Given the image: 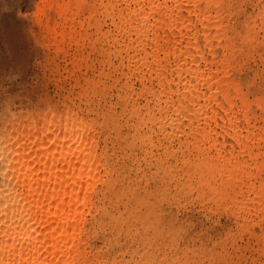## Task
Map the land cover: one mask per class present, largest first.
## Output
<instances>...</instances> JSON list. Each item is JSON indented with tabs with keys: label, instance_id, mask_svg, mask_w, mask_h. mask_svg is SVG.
<instances>
[{
	"label": "rangeland",
	"instance_id": "rangeland-1",
	"mask_svg": "<svg viewBox=\"0 0 264 264\" xmlns=\"http://www.w3.org/2000/svg\"><path fill=\"white\" fill-rule=\"evenodd\" d=\"M43 3L0 0V133L9 113L13 122L48 105L94 123L103 159L83 246L104 264H264V0H203L221 23L214 80L242 118L237 134L213 113L221 105L195 114L191 97L179 108L176 93L161 92L154 56L139 60L135 30L118 28L104 7L81 14L83 42L58 43L38 24ZM166 61L183 87L177 61ZM167 113L175 121L160 120Z\"/></svg>",
	"mask_w": 264,
	"mask_h": 264
},
{
	"label": "bare ground",
	"instance_id": "bare-ground-1",
	"mask_svg": "<svg viewBox=\"0 0 264 264\" xmlns=\"http://www.w3.org/2000/svg\"><path fill=\"white\" fill-rule=\"evenodd\" d=\"M96 1L44 0L37 17L43 35L53 40L60 37L57 39L58 43L75 39L81 43L86 39V35L79 29V26L82 28L86 23L81 14L89 9L92 15L98 7H104V11L112 17L113 23L118 28H123L125 31L135 30L136 37L130 40L129 44L135 45L144 53L142 56L138 54L139 60L149 55L154 56L156 64L154 73L161 81V92L176 93L179 98L177 100L179 108L184 107L185 104L188 106L185 100L191 97L195 114L203 113L205 107L210 105L212 107L221 105L215 108L213 113L223 114V119L230 116V119H224L225 124L230 132L238 133L236 129L239 128L242 118L230 115L231 107L224 105V99L218 97L220 90L226 87L216 86L214 80L217 72L213 69L212 62L218 56V44L212 30L214 24L221 28V23L213 20L210 7L205 6L203 0H191V3L201 6L197 11L202 13L201 19L204 20L202 31L207 39L205 45H209L213 55H208L207 47L202 46L198 50L200 55L196 58V68L193 69L194 75L191 77V80L199 78L198 86L191 85L197 88V93L189 92L185 96L180 95L185 87L184 84L177 89L172 85L174 78H170L167 74L169 70L166 60L177 61L175 70L178 74H176L183 81L184 74H188L189 71L183 65L185 61L192 60L193 56L187 54L189 44L187 37L184 38L185 36L182 35L183 30L174 27L173 21L178 19L179 14L187 16L189 0H124L125 7L120 6L122 0H99L98 7ZM68 26L69 31H67ZM169 30L172 31L168 32ZM177 32L179 35L181 33L182 43L179 45L182 44L183 47L177 45L180 42L177 41L179 35L176 39L175 36L173 38L172 33ZM183 38L186 40L185 43ZM192 43H200V41H192ZM162 52L164 55H161ZM181 56L184 57V61H181ZM203 60L204 66L201 64ZM217 81L221 82V79L218 78ZM213 94L217 95L216 98L212 97ZM161 96L162 94L159 97ZM165 101L169 103L170 99ZM68 112L78 115L89 123V131L80 144L66 145L61 138V142L53 146L55 137L48 138L47 143L37 137L34 138L35 144L25 141L28 147L20 150L22 156L19 165L13 170L15 181L13 187L18 188L23 202L20 204V209L26 205L31 212L30 216L22 214L23 217L0 213V256L7 253L11 257L8 264L12 262L20 264L21 260L24 264H104L103 260L93 256L83 246L86 238L82 237L85 230V208L91 202L90 192L96 186L98 166L102 164L103 159V154L97 151L94 134L91 133L94 123L69 108L60 110L51 105L25 120L35 123L46 117L48 113H55L59 117ZM214 117L217 115L211 117L207 115L205 119ZM159 118L160 120L170 118L169 121H175L169 113ZM85 160H87L86 165ZM0 199L3 197L0 196ZM25 223L28 224V228L24 227ZM17 229L25 232L31 229V239L19 240L14 234Z\"/></svg>",
	"mask_w": 264,
	"mask_h": 264
},
{
	"label": "clouds",
	"instance_id": "clouds-1",
	"mask_svg": "<svg viewBox=\"0 0 264 264\" xmlns=\"http://www.w3.org/2000/svg\"><path fill=\"white\" fill-rule=\"evenodd\" d=\"M8 121H12L11 113H9ZM8 121L2 126L4 130L0 133V136L3 137L0 139V173L3 174L0 179H3L4 183L8 185L6 189L0 185V196L3 197V199H0V213L10 216L22 214L30 216L31 210L26 205L23 209H20V204L23 202L20 199L18 188L13 187V170L19 165L22 156L20 150L28 147L25 141L35 144L36 139L34 138L39 137L47 143L48 138L55 137V144H59L61 138H63L66 145H77L82 142L89 131V123L71 112L62 114L59 117L55 113H48L46 117H42L35 123L20 117L13 122ZM86 164L87 160H85ZM10 176L13 180L9 179ZM21 222H23V219ZM24 227L28 228V224L25 223ZM14 234L19 240L31 239L32 235L31 229H28L27 232L17 229ZM10 260L11 257L7 253L0 256V264H8ZM20 264H24V261L21 260Z\"/></svg>",
	"mask_w": 264,
	"mask_h": 264
},
{
	"label": "snow or ice",
	"instance_id": "snow-or-ice-1",
	"mask_svg": "<svg viewBox=\"0 0 264 264\" xmlns=\"http://www.w3.org/2000/svg\"><path fill=\"white\" fill-rule=\"evenodd\" d=\"M175 7H181V5H175ZM201 7L199 5H193L191 0H189L188 5V14L184 16L179 14L178 19L173 21L174 27L178 29H182V35L187 37V42L189 44L187 54L192 55L193 59L189 61H185L183 67L188 68V75L185 77L181 83L185 85L184 89L180 93L181 96H185L187 93H197V88L192 87L191 85L199 84V78L196 80H191L192 75H194L193 69L196 68L197 57L200 55L198 51L202 46L207 47V45L203 44V33L202 26L204 25V20L201 19L202 13L197 11V9ZM192 41H200V43H192ZM182 47L184 45H181ZM196 49L197 51L193 52L192 50ZM181 60H184V57L181 56ZM187 103V100H185ZM225 120L230 119L229 117H224ZM227 127V124L225 125ZM55 143L53 144V146Z\"/></svg>",
	"mask_w": 264,
	"mask_h": 264
}]
</instances>
